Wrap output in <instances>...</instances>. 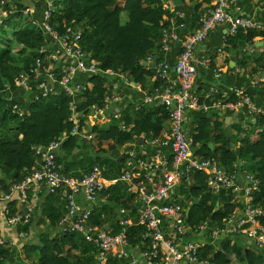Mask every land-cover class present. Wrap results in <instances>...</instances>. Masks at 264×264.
<instances>
[{
  "label": "trees",
  "instance_id": "1",
  "mask_svg": "<svg viewBox=\"0 0 264 264\" xmlns=\"http://www.w3.org/2000/svg\"><path fill=\"white\" fill-rule=\"evenodd\" d=\"M13 1L17 4L12 10V3H7L0 9L1 14L6 13L0 17V195L9 193L13 183L24 179L36 167L39 158L33 149L34 145H48L53 140L62 139L58 152V161L62 164L64 161L61 152L71 154L79 146L78 135L72 133L75 124L70 120L72 97L64 92V89L58 88L56 94L39 98H36L37 90H31L30 102H19L14 96V93L21 89L16 85L21 72L29 70L35 58H46L47 52L39 53L38 49L46 46L48 40L41 27L42 22L40 21L38 28L30 18L24 16V10L28 7L24 0ZM191 2L193 5L198 3L196 0ZM54 5L51 24L60 34L70 26L83 28L80 45L86 61H96L101 69L98 74L87 73L84 81L76 80L81 83L87 80L86 83L91 84L76 96L81 132L87 114L93 109L105 107L107 103L109 89L106 71L124 74L131 82L143 88L148 85L151 76L155 75V70L148 67L145 60L161 46L163 29L171 25L165 17L168 14L173 17L169 9L173 2L56 0ZM11 24L16 27L12 36L2 37L5 26ZM257 38H264V30H239L236 35L226 39L224 50H239L240 43H252ZM256 64L254 71L264 67V52L257 57ZM166 84L167 81L161 78H157L155 82L156 88L161 90ZM200 101L202 102V99ZM15 104L20 105L22 110H15ZM137 113V117L124 116L122 122L92 125L89 133L93 136L95 152L103 155L123 147L128 142L137 141L143 134L152 139L161 136L169 120V112L163 104L154 109L143 105ZM122 125L125 126L124 129ZM225 126L224 121L211 122L210 118L201 116L190 134L193 140L192 148H197L196 153L207 150L202 157L211 158L214 152L219 153L214 157L229 171L233 169L234 164H238L252 173L259 180V186L253 193V202L256 205H264V116H256L254 124L250 122L247 129L236 127V133L232 135L226 132ZM258 127L261 129L258 130ZM213 133L215 134L212 137ZM209 141L217 144L215 149L210 150ZM231 141L236 144L234 149L231 148ZM136 157L146 159L145 156ZM130 158L135 159V156H123L122 164L125 165ZM100 159H83L90 160L91 165L84 173L96 165L95 163H102ZM70 168L63 164L62 170L69 174ZM146 173L147 170H144L143 178ZM194 174L193 178L195 176L197 183L190 188L189 193L197 199L190 205L187 215L189 225L197 228L211 216L215 222L223 223L241 204L233 200L234 195L230 190L213 193L205 172L196 170ZM71 175L81 178L82 174ZM181 185L186 187L185 183ZM9 208L10 217L16 212L14 202L9 204ZM91 221L96 223L94 214ZM26 227L27 225L24 229H27ZM144 231L139 225L129 227L127 236L130 246L141 241L142 246L145 242L142 248H146L147 240L142 238ZM76 234L60 233L54 238L46 237L42 244L28 245L26 250L29 255L38 253V264H86L87 261L76 256L79 250ZM8 254V248L0 243V264H3ZM200 255L206 264H264V253L258 248L254 246L244 250L238 245H231L228 240L223 242L219 249L212 244L203 245ZM115 263L116 258L113 257L107 261V264Z\"/></svg>",
  "mask_w": 264,
  "mask_h": 264
},
{
  "label": "built area",
  "instance_id": "2",
  "mask_svg": "<svg viewBox=\"0 0 264 264\" xmlns=\"http://www.w3.org/2000/svg\"><path fill=\"white\" fill-rule=\"evenodd\" d=\"M54 1L56 0L49 1L48 9L43 19L40 20L42 22L41 27L45 33H52L60 40L64 52L73 59V62L60 67L57 66L58 56L50 52L46 46H42L38 52H47L46 58H35V62L29 70L21 72L16 85L26 90H37L36 98L47 97L49 94H56L59 89H64V92L72 97L70 120L75 124L72 133L77 135L80 132L76 96L91 84L76 81V75L78 72L98 74L101 69L96 61H86L85 53L80 45L83 28L70 26L64 33L60 34L56 27L51 24ZM232 1L215 0V5L200 17L199 27L186 35L184 39H181L179 33L171 26L163 29L162 50H170L172 44L179 41L181 42V52L174 66L167 61L155 62L153 66L154 76L167 81L165 88L158 94V98L169 112V130L166 131L164 140L155 138L153 142L170 145L172 158L145 159L137 158L134 153H130L131 156H135L134 162L147 170V175L152 171L159 170L162 177V182L158 183L153 190L145 192L143 214L139 224H137L145 229L142 238L147 240V246L141 251V256L149 262L206 264L200 255L203 245L189 241L185 247H181L175 239L184 236L190 225L185 221V207L174 199L173 191L183 183H190L196 170L208 175L207 182L213 193H220L222 190H230L233 193V200L241 204L239 208L242 210V214H237L238 208L225 221L234 224L236 231L245 234L248 239L252 240L254 246L264 253V205H256L253 202V193L259 186V180L238 164H234L233 169L229 171L216 159L209 157L192 158L193 140L185 131L186 114L191 109L206 111L215 108L220 111H234L243 108L254 116H264V108L260 107L251 93L244 88H236L234 98L222 95L210 104L201 102L200 98L194 94L193 88L198 73V65L208 66L211 62L210 59L198 61L196 48L207 39L213 30L222 24L227 25L224 35L225 41L228 37L236 35L239 30H264V26L252 17L235 15L231 11ZM169 9L171 10V7ZM174 12L176 16H181L179 10ZM5 15L6 13L2 14V16ZM24 16L30 18L35 26L39 24L40 27L41 22L34 16L31 9L24 10ZM147 58L148 60L152 59L151 56ZM172 70L177 76L179 92L174 90L171 81ZM105 74L109 79L111 76L120 73L109 70ZM120 75L126 82L129 81L124 74ZM113 96L108 97L105 107L94 109L98 114V119H106L105 110L111 100L110 98L117 97L115 94ZM151 100L152 97H149L148 101ZM14 109L22 110L17 104L14 105ZM122 128L124 129L125 126L122 125ZM61 141L62 139H58L51 141L48 145L33 146L39 158L36 167L24 179L13 183L9 193L0 195V204L3 200H9L13 192H17L22 198L27 199L31 186L36 183L45 185L48 192L59 195L67 205L68 210L59 221L62 233H81L87 242L97 247L101 261L110 257L118 259L131 257L130 264H142L128 250L130 242L127 234L133 223L127 215L128 209L126 207L120 208L123 218L120 222L121 229L118 232L108 231L91 221L93 208L90 203L97 199L99 192L105 187L102 168L96 164L81 178L65 173L62 170L63 165L58 161ZM240 174L243 175V181L240 180ZM130 177L131 173L127 171L121 179L125 180ZM81 193L84 194L89 206L80 207L77 196ZM238 194H240L241 200H236ZM32 215V208L27 205L24 211H16L11 215L9 221L13 224L25 225L31 222ZM206 223L204 222L194 229L198 230L204 227ZM169 231L173 232L174 235H170Z\"/></svg>",
  "mask_w": 264,
  "mask_h": 264
},
{
  "label": "crops",
  "instance_id": "3",
  "mask_svg": "<svg viewBox=\"0 0 264 264\" xmlns=\"http://www.w3.org/2000/svg\"><path fill=\"white\" fill-rule=\"evenodd\" d=\"M49 1L24 0L28 6L25 10L31 9L34 12V16L40 21L48 9ZM196 1L198 3L193 5L191 0H183V4L180 7L173 3L171 7L173 17H170V14L165 17L171 23L170 26L179 33L181 39H184L190 32L195 31L199 27V18L215 5V0ZM7 3L14 5L11 10L17 4L13 0H0V9ZM175 10L181 12L180 17L175 15ZM231 11L238 16L252 17L264 26V0H233ZM0 17H2L1 12ZM226 29L227 25L222 24L218 26L196 48L198 61L210 59L211 62L208 66L198 65V73L193 88L194 94L202 99V102L210 104L222 95L234 98L235 89L244 88L251 93L256 103L264 108V67L261 66L259 67V71H254V68L257 66V57L264 52V38H257L252 43H240L239 50L226 51L224 50ZM46 34L48 40L46 47L50 52L58 56L57 66L60 67L70 64L71 61L73 62V59L64 52L60 40L52 33ZM180 43L179 41L173 43L168 51L162 50L161 46L156 48L148 56H151L152 59L148 60L147 58L145 64L148 67H153L155 62L161 63L162 61H167L174 66L181 52ZM86 74L78 72L76 79L84 81ZM156 81L157 77L151 76L148 85L143 88L130 80L126 82L120 74L111 76L107 81L109 96L115 94L117 97L110 98L111 100L105 110L106 119H98V114L95 110H91L85 117L83 130L77 134L79 146L71 154L61 152L63 164L71 167L68 170L69 174H82L81 177L85 170L91 166L89 164L90 160L85 161L83 159L89 157L101 158L102 163L100 162L101 164L98 163V165L103 171L105 187L99 192L97 199L90 203V206L93 208L94 220L96 221L94 223L111 232H117L120 228V222L123 218V215L120 213L121 207L128 209L127 215L132 220V226L139 224L143 214L145 192L153 190L158 183L162 182L159 170L152 171L149 175L146 173L145 178H143L144 168L137 165L134 162V158H130L123 165L121 161L122 157L130 155L132 152L135 156L170 159L172 158V148L170 145L154 143V139L143 134L138 137L137 141L128 142L121 148L101 155L97 154L94 150L92 143L93 136L89 133V129L95 124L103 125L112 121L122 122L124 116L137 117V112L143 105L150 109L161 105L162 102L158 98V94L162 90L156 88ZM171 81L174 90L179 92L180 87L174 70L171 71ZM30 91L21 88L14 93V96H16L15 98L19 102H30L32 97ZM149 97H152L151 101H148ZM201 116L210 118L211 122L215 120L224 121L226 125L225 130L229 135L236 133V127L242 126L247 129L249 123L254 124L256 120V116L243 108L234 111H220L215 108H210L206 111L191 109L187 112L185 121V131L189 136L197 126ZM166 125H168V128L163 131L161 136L157 137L159 140H164L166 131L169 130V120L166 122ZM139 140L140 142L138 143ZM209 145L210 150L215 149L217 146L212 141H209ZM235 145V142L231 141L232 149L235 148ZM196 149H191L192 158L195 159L202 158L203 154L207 152V150H203L200 153H196ZM214 155H219V153L214 152L211 155V158L218 160ZM86 165L89 166L86 167ZM129 165L131 166L129 167ZM127 171L131 173V177L122 180L121 177ZM242 176V174L239 176L241 181H243ZM194 178H192L190 183L186 184V187L185 185H179L173 191L174 199L181 201L185 207L184 217L187 223L190 205L197 199L189 193L190 188L197 183ZM236 200H241L240 194H238ZM11 202H14V209L17 212L24 211L27 205L31 206L33 215L31 222L26 224L27 229H24L26 225L21 227L22 224H13L9 221L8 211ZM77 202L81 208L89 206L83 193L77 196ZM66 212L67 205L65 201L59 195L48 192L45 185L38 183L31 186L27 199L22 198L19 193L13 192L9 200H3L0 204V243L9 250V254L4 258L3 264H38V253L34 252L32 255H29L26 247L28 245H40L46 237L54 238L62 233L59 221ZM237 214H242L240 208L237 210ZM169 234L174 235L171 231H169ZM76 238L79 244V250L76 252L78 258L87 261L86 264H107L109 258L101 261L97 247L87 242L81 233H77ZM175 239L181 247H185L189 241H194L201 245L212 244L219 249L223 242L227 240L231 245H238L244 250L254 247L252 240L248 239L245 234L235 230L234 224L228 221H224L223 223L215 222L212 216L208 218L204 227L195 230L189 226L184 236ZM141 243L140 241L137 245L128 247V250L134 257L142 264H162L144 260L141 256V251L145 242L143 246ZM126 262L130 264L131 257L127 259L116 258L115 264H127Z\"/></svg>",
  "mask_w": 264,
  "mask_h": 264
},
{
  "label": "rangeland",
  "instance_id": "4",
  "mask_svg": "<svg viewBox=\"0 0 264 264\" xmlns=\"http://www.w3.org/2000/svg\"><path fill=\"white\" fill-rule=\"evenodd\" d=\"M36 26L39 28V24H36ZM15 29L16 27L14 26V24L5 26L4 31L2 32V37H11Z\"/></svg>",
  "mask_w": 264,
  "mask_h": 264
},
{
  "label": "water",
  "instance_id": "5",
  "mask_svg": "<svg viewBox=\"0 0 264 264\" xmlns=\"http://www.w3.org/2000/svg\"><path fill=\"white\" fill-rule=\"evenodd\" d=\"M172 2L176 5V6H180L183 4V0H172ZM166 128H168V125H166ZM142 139V138H141ZM143 140V139H142ZM140 142V140L138 141V143ZM61 149V148H60ZM230 264H234V262H231Z\"/></svg>",
  "mask_w": 264,
  "mask_h": 264
}]
</instances>
